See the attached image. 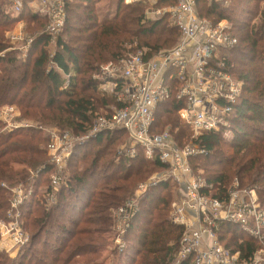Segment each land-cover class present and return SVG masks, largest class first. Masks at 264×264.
<instances>
[{"label": "trees", "instance_id": "obj_1", "mask_svg": "<svg viewBox=\"0 0 264 264\" xmlns=\"http://www.w3.org/2000/svg\"><path fill=\"white\" fill-rule=\"evenodd\" d=\"M99 1L66 0V24L52 39L45 32V16L28 10L27 5L16 14L10 10L8 0H0V108L15 105L21 112L20 121L40 124L12 128L0 119V218H6L13 187L33 189L22 206V226L31 235V243L16 258L0 252V264H58L59 260L64 264L68 255L95 253L106 237L100 242L102 236H97L94 229L101 234L113 231L111 208L123 204L139 182L167 167L159 160L147 159L142 148L134 158L119 156L120 146L128 140L126 131L99 133L74 148L70 158L73 173L68 184L57 191L54 208H47L44 194L39 191L49 185L55 172L45 147L50 138L43 133L42 125L88 135L97 116L121 107L115 97L100 89L102 64L117 62L137 49L147 48L153 56L173 47L179 37L168 15L146 18V1L112 0L104 18L97 7ZM262 3L264 0H230L221 7L199 0L201 15L216 21L227 19L231 24L238 42L226 54L232 73L244 81V87L230 118L231 135L227 137L224 130L201 134L194 142L206 153L193 157L191 163L215 187L227 189L238 177L242 185L258 188L264 200ZM26 15L35 44L28 58L22 59L16 51H7L10 44L5 30ZM257 17L260 19L255 22ZM51 43H55L54 50L49 49ZM181 106L175 96L159 105L155 128L158 132H173L180 127L182 136L178 139L184 143V135L189 138L191 130L178 116ZM176 195L175 184L165 182L152 187L142 198L141 208L125 234L137 246L138 260L134 258L131 264H172L183 233V227L170 220ZM225 229L230 235L245 238L236 243L244 256L259 248V242L240 228L226 225ZM65 248L69 252L61 258Z\"/></svg>", "mask_w": 264, "mask_h": 264}, {"label": "built area", "instance_id": "obj_2", "mask_svg": "<svg viewBox=\"0 0 264 264\" xmlns=\"http://www.w3.org/2000/svg\"><path fill=\"white\" fill-rule=\"evenodd\" d=\"M138 1H154L145 12L146 18L155 20L168 15L179 37L173 47L153 56L147 48L127 52L117 61V70L114 61L101 66L103 88L100 89L115 97L121 107L97 116L93 128L82 139L72 138L69 131L54 130L48 134L50 141L46 150L55 172L45 188L46 206L49 209L56 206L57 191L70 180L68 163L76 141L124 130L129 137L120 146L119 156L134 158L142 148L147 159L159 160L167 167L141 184L134 196L115 210L118 246L123 247L121 240L142 198L152 187L172 182L178 188L179 197L171 203L170 220L183 227L172 264H264V254L259 249L244 256L238 248L223 246L219 237L226 225H232L264 244V200L258 188L243 186L238 177L227 189L215 187L205 176L195 172L191 163L193 157L206 153L205 148L194 142L201 134L220 130L227 134L230 118L242 95L244 81L232 73L226 54L238 42L231 24L227 19L216 21L201 15L199 0H172L162 6L158 3L171 0H125L126 3ZM229 1L209 0V3L226 7ZM9 2L16 14L22 12L26 3L31 9H39L40 12H33L45 16V32L52 39L66 24V0ZM174 96L182 105L178 116L191 130L190 141L184 143L170 130L158 132L155 128L159 105ZM17 111L15 105L1 108L0 119L7 127L15 126ZM32 193V188L26 190L23 185L11 189L8 213L0 220V248L9 254L15 248L22 249L30 240L22 226L21 210Z\"/></svg>", "mask_w": 264, "mask_h": 264}, {"label": "rangeland", "instance_id": "obj_3", "mask_svg": "<svg viewBox=\"0 0 264 264\" xmlns=\"http://www.w3.org/2000/svg\"><path fill=\"white\" fill-rule=\"evenodd\" d=\"M153 2L154 1L145 2V12L151 6L154 5ZM171 2H172V0L169 1V2H166L165 4H169ZM111 3H112V0H100L97 3V7H98V9H99V11L101 13V18H104L107 15V12L111 8V6H110ZM26 5H27V3H26ZM107 6H108V8H107ZM27 7H28V10H31L32 12H33V10H36V11L40 12L39 9H31L29 6H27ZM260 8H261V10H264V3H262L260 5ZM10 10H12V8ZM12 12H13V10H12ZM111 13H112V15L114 14V6L111 9ZM24 17H26V18H24L23 20L15 23L14 25H9V27H7V29L5 30V38L7 39V41L10 44V46L7 49V51H12L14 54H15V51H16V54L18 55V57H20L22 59L28 58V55H30V52H31V50L33 48V45L35 44V40L33 38L34 35L32 34L33 30L30 29L29 20L27 18V15L24 16ZM259 19H260V17L259 18L257 17L255 22H257ZM54 44L55 43H51V45L49 46V49L54 50V47H55ZM110 61H112V60H110ZM114 64L117 65V66H115L116 70L119 69V67H118L119 63L114 61ZM98 77L100 79H103L102 76H101V69H100V73L98 74ZM106 86H108V85L106 84ZM100 88H103V87L100 85ZM1 108H0V115H1ZM17 109H18V111H17L16 115L14 116V124H15V126H12V128L19 127V126H28V124H30V125L32 124V125H35V126L40 125L38 122H34V121H30V120L28 122L27 121H20L19 120V116H21V112H20V109L18 107H17ZM109 113H111V112L108 111V114ZM106 114H102V115H106ZM42 124H44V123H42ZM42 126H44L43 127V133L47 137H48V134L51 131H54V130H56L59 133H62V132H65V131H69V133L72 136V138H74L76 140L82 139L85 136L83 134L82 135L76 134L75 132L70 131V130L60 131L59 129H57L56 126H51V125H42ZM173 132L177 135L176 136L177 138L182 136L180 127H177ZM190 134H189V138H188V134H187V136L183 134L184 135L183 139L185 141L190 139L191 138ZM225 135L227 137H229L231 135V130H229L227 132V134H225ZM128 137H129V135H128ZM84 142L85 141H83V140L82 141H76L75 144H74V148L76 146H81ZM68 170H69L70 174L73 173L72 167H70V160H69V163H68ZM201 172H203V171H201ZM156 173L157 172L153 173L152 175H155ZM152 175L149 176L147 179L139 182L133 188V194L131 196L127 197L125 200L127 201L128 199H131L134 196V194H135L136 190L138 189V187L141 184L147 182L152 177ZM112 184H114V183H112ZM49 185H50V182H49ZM49 185H47V187ZM243 186H246V185H243ZM45 188H46L45 186L41 187L39 191L43 190L42 191L43 194H44V196H43L44 199L43 200H44L45 204H47V199H46L47 193L45 192ZM178 197L179 196L176 195L175 199H177ZM126 201L123 202V204H125ZM123 204L115 205L114 207L111 208L110 216H111V219H113L112 220L113 221V226H112L113 227V231L105 232V233L101 234L99 229H98V233H97V229H94V232H96L97 236H102V238L101 237L99 238V241L100 240L102 241L103 238L106 237V242L98 244L97 250H96L95 253H89V252L85 253L84 252L81 255H73V254L72 255H68L69 258L65 261L64 264H131L134 261V258H137V254H136V251H135V250H137L136 249L137 246L135 245L134 241L131 242L130 240H127L126 237H125L126 235L121 240V242L123 244V247L122 246H118V242L116 243V241H115L116 235H117V232H118L117 231V226H116L117 223H116V219H115V210L120 208V206H122ZM140 208H141V203H139V209ZM8 209H9V207L7 208L6 215L8 213ZM50 209H52V208H50ZM170 215H171V209H170ZM1 219H3V218H0V220ZM130 223H131V221H130ZM225 232H226V229L221 233L222 235H220L219 237H220L221 244L223 246L227 247V248H234V247L236 248V243L245 240V238L242 237V236H239L237 234L230 235V232H226V233ZM224 233H225V235H224ZM29 237H30V240H29L28 244L26 246H23V247H28L30 245V243H31V235L30 234H29ZM71 242L72 241H70L68 239L67 243L69 245L71 244ZM233 242H234V244H233ZM259 244H260V246L258 248L259 249L258 251H261V254H264V244H261V243H259ZM20 250L17 251V248H15L14 251L11 254H9V253L1 250V248H0V252L7 253L11 258H16L19 255ZM68 252H69L68 248H65L64 252L61 253L60 257L63 258ZM129 253L132 254V256H130ZM137 260H138V258H137ZM48 264H51V263H48ZM58 264H62L60 262V260H59Z\"/></svg>", "mask_w": 264, "mask_h": 264}]
</instances>
